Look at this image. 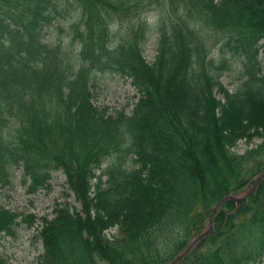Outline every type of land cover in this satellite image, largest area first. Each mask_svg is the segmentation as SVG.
<instances>
[{"label":"trees","instance_id":"trees-1","mask_svg":"<svg viewBox=\"0 0 264 264\" xmlns=\"http://www.w3.org/2000/svg\"><path fill=\"white\" fill-rule=\"evenodd\" d=\"M108 72L132 109L95 104ZM18 170L31 193L62 172L80 204L42 216L35 264L171 262L264 171V0H0V186ZM16 218L0 206V232ZM263 258L264 177L176 264Z\"/></svg>","mask_w":264,"mask_h":264},{"label":"rangeland","instance_id":"rangeland-1","mask_svg":"<svg viewBox=\"0 0 264 264\" xmlns=\"http://www.w3.org/2000/svg\"><path fill=\"white\" fill-rule=\"evenodd\" d=\"M152 21V18H149ZM153 23V22H152ZM64 32H56L53 39L62 38ZM48 37V35H44ZM156 33H152L146 46V57L150 60L155 54ZM227 50V49H226ZM230 68L221 76L222 83L230 91H234L240 83L242 73L240 62L235 57L228 56ZM262 61V55L259 57ZM137 101L135 90L126 78L108 72L97 76L94 102L97 106H107L109 112L115 108L126 106L133 108ZM260 142L254 138L252 144L240 140L237 152H243L247 147ZM65 177L60 171H53L50 187L31 193L27 184L21 181V170L15 171L11 184L0 186V206L17 213L16 223L10 233L0 232V255L7 258L8 264H35L37 256L42 252V243L37 236L38 226L42 216L51 218L57 201L67 197L77 208L80 204L74 196H69L65 188ZM264 264V259L263 263Z\"/></svg>","mask_w":264,"mask_h":264},{"label":"water","instance_id":"water-1","mask_svg":"<svg viewBox=\"0 0 264 264\" xmlns=\"http://www.w3.org/2000/svg\"><path fill=\"white\" fill-rule=\"evenodd\" d=\"M264 176V173L260 174L253 182L251 188L246 192L245 195L241 196V197H237V196H225L224 198H222L213 208L211 215H210V219H209V227L206 231L202 232L201 234H199L198 236H196L194 238V240L188 245V247L179 255H177L171 262H169L168 264H176L189 250L190 248L193 246V244L199 240L201 237H203L205 234H207L211 227H212V215L214 213V211L217 209V207L226 199H230V200H234V201H239L242 200L244 198L247 197L248 194H250L253 189L256 187L257 183L262 179V177Z\"/></svg>","mask_w":264,"mask_h":264}]
</instances>
